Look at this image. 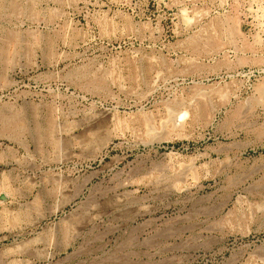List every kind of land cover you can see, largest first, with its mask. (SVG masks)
<instances>
[{
	"label": "rangeland",
	"instance_id": "374dc122",
	"mask_svg": "<svg viewBox=\"0 0 264 264\" xmlns=\"http://www.w3.org/2000/svg\"><path fill=\"white\" fill-rule=\"evenodd\" d=\"M0 264H264V0H0Z\"/></svg>",
	"mask_w": 264,
	"mask_h": 264
},
{
	"label": "bare ground",
	"instance_id": "6f19581e",
	"mask_svg": "<svg viewBox=\"0 0 264 264\" xmlns=\"http://www.w3.org/2000/svg\"><path fill=\"white\" fill-rule=\"evenodd\" d=\"M107 115H108V112H106V111H101L100 112V114H99V116L102 118V122L104 123V124H106L107 123ZM110 139H105L104 141H102L101 142V146H99L100 147V151H101V149L103 148V147H105V145L108 143V141H109ZM132 199V198H131ZM135 199V198H134Z\"/></svg>",
	"mask_w": 264,
	"mask_h": 264
}]
</instances>
